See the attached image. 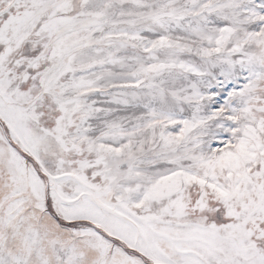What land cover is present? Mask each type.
I'll return each mask as SVG.
<instances>
[{"label":"snow or ice","instance_id":"snow-or-ice-1","mask_svg":"<svg viewBox=\"0 0 264 264\" xmlns=\"http://www.w3.org/2000/svg\"><path fill=\"white\" fill-rule=\"evenodd\" d=\"M0 264H264V0H0Z\"/></svg>","mask_w":264,"mask_h":264}]
</instances>
